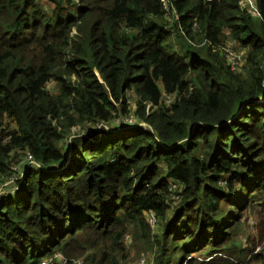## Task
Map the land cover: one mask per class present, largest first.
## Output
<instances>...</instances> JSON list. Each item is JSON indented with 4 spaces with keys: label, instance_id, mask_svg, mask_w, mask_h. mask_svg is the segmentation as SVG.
Returning a JSON list of instances; mask_svg holds the SVG:
<instances>
[{
    "label": "trees",
    "instance_id": "16d2710c",
    "mask_svg": "<svg viewBox=\"0 0 264 264\" xmlns=\"http://www.w3.org/2000/svg\"><path fill=\"white\" fill-rule=\"evenodd\" d=\"M251 1L0 0V264H264Z\"/></svg>",
    "mask_w": 264,
    "mask_h": 264
},
{
    "label": "built area",
    "instance_id": "2783aa9c",
    "mask_svg": "<svg viewBox=\"0 0 264 264\" xmlns=\"http://www.w3.org/2000/svg\"><path fill=\"white\" fill-rule=\"evenodd\" d=\"M247 4L249 5L251 12L254 15H257L254 2L251 0H247ZM195 30H197V29H195ZM203 44H205V42ZM231 44L232 43H229L226 47L220 48L219 50L222 53H225V56H226V59L228 61L229 66L231 67L232 70L236 71V70L240 69V64H238L239 66L236 67L235 63H234V62H236V60L235 59H233V60L229 59V55H230L231 50H234L233 48H229V45H231ZM242 54L245 56V53L243 51H242ZM244 61H245V57H243V58L241 57V62H244ZM166 98L168 100H171V97H169V96ZM129 103H130V101H129ZM148 106L151 107L150 105H148ZM130 108H131V103H130ZM121 122L134 126L135 125L134 123L137 124V119L134 117V115H130L128 118L117 120L118 124H120ZM131 123H133V124H131ZM172 189H175V187H172ZM150 223L152 224V226H154L155 225V219L151 218ZM55 259L62 261V263H64V264H66L68 262L65 258H63V256H60V255H56ZM42 264H47V263L44 262ZM73 264H86V263L83 260H75V261H73ZM139 264H145V258L144 257L140 258Z\"/></svg>",
    "mask_w": 264,
    "mask_h": 264
},
{
    "label": "rangeland",
    "instance_id": "374dc122",
    "mask_svg": "<svg viewBox=\"0 0 264 264\" xmlns=\"http://www.w3.org/2000/svg\"><path fill=\"white\" fill-rule=\"evenodd\" d=\"M183 33V32H182ZM229 48H233L234 50H231L230 52V55H229V59L230 60H233L235 59L236 62L235 63V66H239L238 64H240V69L241 71H243V67L245 66V63L244 62H241V57H245L242 52L240 51V49H238L237 45H235L234 43H232L231 45H229ZM129 101L131 103V108H135V95L133 93H131L130 97H129ZM131 115V114H130ZM133 124V123H131ZM136 125V123H134ZM73 133H90V130H86V131H78L77 129L73 130L72 131ZM255 221L251 218L250 219V228H252V234L255 235L256 232L253 230L254 226H255ZM251 234V235H252ZM245 241V239H244ZM77 260H80V259H77ZM75 261V260H74Z\"/></svg>",
    "mask_w": 264,
    "mask_h": 264
}]
</instances>
